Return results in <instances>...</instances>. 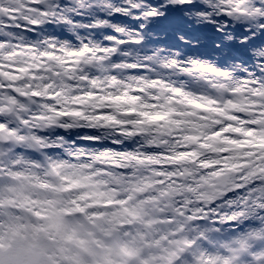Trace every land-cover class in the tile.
<instances>
[{
    "label": "clouds",
    "instance_id": "9594fccd",
    "mask_svg": "<svg viewBox=\"0 0 264 264\" xmlns=\"http://www.w3.org/2000/svg\"><path fill=\"white\" fill-rule=\"evenodd\" d=\"M201 3L197 27L260 38L264 0ZM143 7L0 0V252L264 264V44L171 38Z\"/></svg>",
    "mask_w": 264,
    "mask_h": 264
},
{
    "label": "snow or ice",
    "instance_id": "6c2138e0",
    "mask_svg": "<svg viewBox=\"0 0 264 264\" xmlns=\"http://www.w3.org/2000/svg\"><path fill=\"white\" fill-rule=\"evenodd\" d=\"M142 11L149 19H153L152 30H171V38H174L175 32L182 31L185 36L193 40L201 38L208 40L214 50H228L229 55L233 50L241 52L243 55L248 54L249 45L264 44V27L260 28L261 36L257 39L253 34L256 29L248 31L241 30L237 32L243 40V43H233L228 41L231 35L229 25L206 23L204 27H197V22L206 21L208 7L201 3V0H144ZM163 13V15H161ZM139 23H144L140 20ZM189 24L193 26L188 27ZM259 27V26H258ZM235 31V30H233ZM253 36L249 41L247 38ZM219 41L221 47H216V41ZM253 55L257 58L264 59V48H256ZM29 254L25 247L21 246L16 251L10 253L0 252V264H27Z\"/></svg>",
    "mask_w": 264,
    "mask_h": 264
}]
</instances>
